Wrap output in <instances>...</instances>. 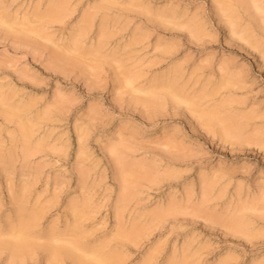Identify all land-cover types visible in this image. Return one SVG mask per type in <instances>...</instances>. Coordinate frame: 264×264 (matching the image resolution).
<instances>
[{
	"label": "rangeland",
	"instance_id": "obj_1",
	"mask_svg": "<svg viewBox=\"0 0 264 264\" xmlns=\"http://www.w3.org/2000/svg\"><path fill=\"white\" fill-rule=\"evenodd\" d=\"M0 264H264V0H0Z\"/></svg>",
	"mask_w": 264,
	"mask_h": 264
}]
</instances>
